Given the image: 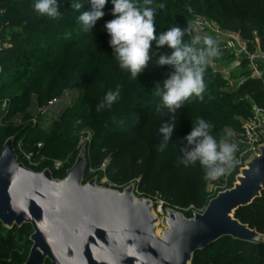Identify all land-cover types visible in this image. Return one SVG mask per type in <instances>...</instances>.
I'll return each instance as SVG.
<instances>
[{
	"label": "trees",
	"instance_id": "16d2710c",
	"mask_svg": "<svg viewBox=\"0 0 264 264\" xmlns=\"http://www.w3.org/2000/svg\"><path fill=\"white\" fill-rule=\"evenodd\" d=\"M191 1L192 4L196 2V5L200 6L202 13L214 15L225 31L238 32L248 43L250 50H264V0ZM81 2L86 3L87 0H81ZM176 2L177 0H153L151 6L157 9V33L163 26L165 12L170 6H177ZM33 3L34 0H0V91L3 94L15 87L19 88L20 75L15 67L9 65L11 62L17 63L14 57L24 54L32 62L38 64L43 62L42 55L46 48L42 46L43 42H48L47 44L51 47V41L63 39L65 42L68 38V35L55 33L56 28L65 26V21L57 20L71 11L79 13L72 9L71 0H58L61 15L52 19L36 12ZM140 3H143V0H140ZM161 3L165 5L162 9L159 8ZM84 6L91 9L90 4ZM112 8L113 5L109 0L104 9L105 15L96 23L99 31L96 35L99 34L98 38H102V41H98V46L103 41H109L108 38L110 39L105 23L114 18ZM94 33L95 30L88 33L83 40H91ZM64 42L63 44L67 45V41ZM75 45L69 44V54L74 50ZM153 48L155 49L154 43ZM161 51L170 52L171 49L165 48ZM98 52L100 51L96 49L90 53L93 58L91 69L94 70L90 74L92 78L94 77L93 82L97 87H81V92L73 94L69 103L66 100H60L40 115L36 123L32 122L27 127L19 128L18 133L10 136L16 138V145L19 141L32 146L43 141L45 144L48 141L61 139L60 129L63 127V121H67L68 116L69 118L79 117L83 119L82 125L92 131V140L88 144L89 169L86 178L90 168L99 164L105 151H109L110 162H108L107 170L113 178V183L125 187L130 182H136L138 190L148 198L160 195L163 200L172 201L174 204L206 207L213 197H208L205 186L217 183L229 172L230 177L232 175V181L229 184L232 188L235 177L239 173L237 167L232 166L233 169L231 168L215 180L207 179L205 170L199 163L185 166L181 162V146L186 143L184 137L191 131L192 123H195L197 117H203L213 125L211 133L218 139L231 133L228 136L230 139L235 132L241 130L243 120L250 116L253 105L264 107V82L262 79L251 76L247 62L243 60L240 67L239 76L244 78L243 83L236 86H232L230 79L221 71L210 69L212 63L210 62L204 74L206 83L204 98L201 100L192 97L176 113L166 116L167 109L160 112L156 110L161 100L155 85L168 77L173 70L170 66H160L153 58L147 66L149 69L134 79L129 73L120 69L118 61L113 66H99L95 61ZM112 72H116L118 76L114 77ZM34 75L35 73L30 76V82H33ZM42 77L39 82L42 81ZM232 77L236 78L235 75ZM116 79H119L117 83ZM130 79L134 82L133 87H127L126 81ZM57 81L58 78L55 79V84ZM107 82L112 87H107ZM144 84L147 85L142 87ZM117 85L121 93L119 102L111 108H98L104 94L110 89L114 90ZM157 87H162V84ZM35 88L26 87L31 92ZM55 89L56 87H51L50 90L53 92ZM26 95L21 96L20 99ZM45 96V93H40L39 99H45ZM29 103L30 101L27 100L18 110L24 119L32 113L27 109ZM31 105L35 106L32 103ZM13 107L12 103H9L8 107L0 104V130L11 123L9 119L13 115ZM173 116L176 121L175 128L167 146L161 150L162 135L158 130L164 119L171 122ZM15 125L13 126L16 127ZM4 132L3 130L0 132V155L7 141V138L2 137ZM74 160L70 159L69 168L72 167ZM68 169H57L53 172L54 176L62 179L66 176ZM235 217L264 234V192L262 197L253 204L237 210ZM26 229L33 230L30 225L9 230L0 223V236L8 234L13 243L19 244L23 240ZM224 241H230L237 249V253H240L241 246H247L250 249L249 255L244 257V260H241L237 253L233 256L204 255L196 259L198 254ZM22 250V247L18 248L19 255L10 251L6 252L0 256V264H4L1 263L3 259L8 260V264H23L27 256ZM192 264H264V244L252 245L225 237L205 250L197 252Z\"/></svg>",
	"mask_w": 264,
	"mask_h": 264
},
{
	"label": "water",
	"instance_id": "95a60500",
	"mask_svg": "<svg viewBox=\"0 0 264 264\" xmlns=\"http://www.w3.org/2000/svg\"><path fill=\"white\" fill-rule=\"evenodd\" d=\"M15 145L10 137L0 155V223L32 227L23 264H192L197 252L225 237L264 244L263 233L235 217L264 192V143L234 186L202 212L187 217L167 207L164 218L153 199L137 197L136 183L120 191L99 185L98 177L86 180L88 145L62 179L20 162Z\"/></svg>",
	"mask_w": 264,
	"mask_h": 264
},
{
	"label": "rangeland",
	"instance_id": "374dc122",
	"mask_svg": "<svg viewBox=\"0 0 264 264\" xmlns=\"http://www.w3.org/2000/svg\"><path fill=\"white\" fill-rule=\"evenodd\" d=\"M177 6H170L165 12V17L163 18V26L159 31L166 30L173 26H180L182 28L189 29V34L185 36L186 40H190L191 36L199 35L201 37L210 36L216 41L218 46L223 42L224 37H222L219 32H226L222 27L219 21H217L214 15L210 13H202L200 6L196 5V2L192 4L191 0H177ZM191 3V4H190ZM83 10V9H82ZM84 10H89L87 6H84ZM157 12V9H156ZM157 14V13H156ZM79 13L72 12L64 17L58 19L57 21H65V26H60V28L55 29V33L68 35L66 39L67 45L63 44L64 40L51 41V47L47 44L48 42H43L42 46L45 52L42 55L44 59L43 62L38 64L37 62H32L31 59H28L24 54H18L14 57L17 59L16 62H11L9 65L15 67L20 77H18L19 88L16 87L6 93H1L0 91V104L2 103L3 107H8L9 103L14 105L12 110L11 122L9 125H6L2 128L4 135L2 137L9 138L14 136L15 133H18L21 127H27L30 123H36L40 115L46 112V110L55 105L60 100H66L68 103L71 100L73 94L81 92V87H97L93 82V78L90 73L92 65V56L90 53H93L98 49V56L95 58L97 64L101 67L113 66L116 64L117 60L113 57V49L111 48L109 41H103L98 46V41H102V38H98L99 33L97 30L98 27L95 25L92 31L95 30V33L92 36L91 40H83V38L90 32L86 31L83 26L78 22ZM202 19L204 21L205 30H202L196 25V22ZM91 31V32H92ZM159 33V32H158ZM109 40V38L107 39ZM64 42V43H65ZM69 44H76L73 51L69 54ZM1 46V43H0ZM211 68L213 71H221L225 77L230 79L232 86L239 85L243 81V77L239 76L241 73V63L242 60L235 53H224L223 55L219 54L218 56L212 58ZM262 72L264 73V64L260 65ZM149 68L147 67L145 71ZM35 73L33 82H30V76ZM24 75H26L24 77ZM114 77H117L116 72H112ZM235 75V77H232ZM43 76V77H42ZM97 77V75H94ZM24 77V78H23ZM43 78L42 81L39 80ZM58 78L57 83L55 84V79ZM119 79H116V83ZM130 79L126 81L127 87H133L134 82ZM147 84H144L142 87H145ZM26 87H36L32 92L31 90L26 89ZM51 87H56L55 91L51 92ZM107 87H112V85L107 82ZM40 93H45V99H39ZM21 98V96H25ZM19 99L21 101H19ZM29 100L30 103L27 106L28 111L32 112L31 115H28L25 119L19 113L20 107ZM34 104L35 106L31 105ZM69 115V113H67ZM23 118V119H22ZM83 119L79 117H70L68 116L67 121H63V127L60 129L62 132L61 139L55 141H48L44 144L39 142L37 145H26L22 141H19L16 145V151L19 157L21 158L20 162H25L24 164L28 167L37 170H44L49 168L54 172L57 169L69 168L70 159L77 158L83 146L88 145L91 139L92 131L88 130L82 125ZM17 122V123H15ZM16 124L14 127L13 125ZM0 130V132L2 131ZM239 133L235 132L229 142L232 143L235 135ZM29 157L31 160L29 161ZM75 160L73 164L75 163ZM108 162H110V152L105 151L99 164L94 167H91L88 173L86 180H90L93 177H98V184L105 186L113 182V178L107 170ZM236 163V153H234V163ZM57 164L59 167L57 168ZM106 165V166H105ZM41 166V167H40ZM45 166V168H43ZM236 167V166H235ZM43 168V169H39ZM233 169V168H232ZM237 176L235 177L234 184L237 182ZM232 175L225 174L219 179L217 183L207 184L205 190L208 194V197H214L217 193L230 188V183ZM130 182L126 184L125 187L130 185ZM137 185V183H136ZM136 195L138 197H145L141 191L136 188ZM155 202H159L161 199L160 195H155ZM166 207L176 209L179 212H182L187 217H192L194 212H202L205 207H195L194 205H178L174 204L172 201H166ZM165 216V212H164ZM164 223H160V230L164 229ZM33 233V230L26 229L24 232V237L21 243H13L11 237H8V234H2L0 236V256L4 255L6 252L10 251L11 253L20 254L18 248L22 247L25 253V256L28 257L32 243L30 242V236ZM7 237V238H6ZM237 253L235 246L231 244L230 241H224L217 244L211 249H208L205 252H202L196 256V259L203 257L204 255H226L233 256ZM250 249L247 246L240 247V253L238 257L241 260H244V257L248 256ZM3 259V258H2ZM8 260L3 259L1 263L8 264ZM244 262V261H243Z\"/></svg>",
	"mask_w": 264,
	"mask_h": 264
},
{
	"label": "clouds",
	"instance_id": "9594fccd",
	"mask_svg": "<svg viewBox=\"0 0 264 264\" xmlns=\"http://www.w3.org/2000/svg\"><path fill=\"white\" fill-rule=\"evenodd\" d=\"M113 5L114 18L105 23L110 36L109 44L113 49V57L118 61L121 70L126 71L134 79L147 68L155 58L160 66H170L173 70L163 82H158L157 95L161 103L157 111L167 109V114H174L192 97L203 99L206 90L204 79L206 66L211 59L218 56L216 41L210 36H191L186 40L189 29L173 26L157 33L156 9L153 0H110ZM109 0H71V7L78 11V22L91 32L97 21L104 15ZM90 4V10L84 5ZM34 10L48 18L56 19L61 15L58 0H34ZM161 3L159 8H164ZM83 9V11H80ZM155 44V49L153 48ZM171 49L163 52L162 49ZM162 87H157L161 85ZM121 98L120 87L107 91L98 108H111ZM165 116V117H166ZM175 117L171 122L163 120L159 134L162 135L161 150L167 146L173 129ZM191 131L184 137L186 143L181 146V162L185 166L199 163L205 170L207 179L215 180L230 171L234 163L236 145L229 142L228 136L219 139L211 133L213 125L203 117H197L192 123Z\"/></svg>",
	"mask_w": 264,
	"mask_h": 264
},
{
	"label": "built area",
	"instance_id": "2783aa9c",
	"mask_svg": "<svg viewBox=\"0 0 264 264\" xmlns=\"http://www.w3.org/2000/svg\"><path fill=\"white\" fill-rule=\"evenodd\" d=\"M196 25L202 30H205L204 21L202 19H199L196 22ZM219 34L224 37L223 42L217 46L219 53L221 55L229 52L232 54L235 53L242 61L245 60L247 62V67L251 71V76L253 78L262 79L264 82V73L260 67L261 64H264V50H250L248 43L243 40L240 34L236 31L219 32ZM242 83L243 81H241L239 85ZM263 130L264 107L253 105L250 116L243 120L241 130L237 135H235V138L232 141V143L236 145L235 166L239 169L238 175L240 174L241 170L246 167V162L253 155L258 153L260 146L264 143V137L262 135ZM30 160L31 158L29 157V161ZM58 167L59 165L57 164V168ZM106 187L120 191L125 188L113 182L107 184ZM155 205L156 213L164 218V212L167 208L166 201L161 198L159 199V202H155Z\"/></svg>",
	"mask_w": 264,
	"mask_h": 264
}]
</instances>
